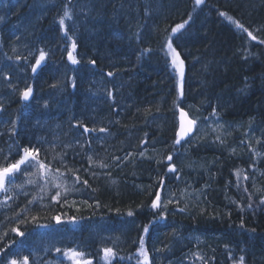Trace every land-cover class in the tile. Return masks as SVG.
Here are the masks:
<instances>
[{"label": "trees", "instance_id": "obj_1", "mask_svg": "<svg viewBox=\"0 0 264 264\" xmlns=\"http://www.w3.org/2000/svg\"><path fill=\"white\" fill-rule=\"evenodd\" d=\"M261 41L264 0H0V165L24 146L51 165L0 192V264H138L141 237L149 264H264ZM179 108L197 126L177 144ZM54 183L73 190L52 201Z\"/></svg>", "mask_w": 264, "mask_h": 264}, {"label": "snow or ice", "instance_id": "obj_2", "mask_svg": "<svg viewBox=\"0 0 264 264\" xmlns=\"http://www.w3.org/2000/svg\"><path fill=\"white\" fill-rule=\"evenodd\" d=\"M195 2L197 5H199L202 3V0H195ZM221 15H226V14L221 13ZM65 18H69V19L71 18L69 11L67 10V7L65 8L63 16L59 19V25L61 27V30H64V28H65ZM228 19L231 20L232 18L228 17ZM185 23H187V21H185ZM233 23H235L238 28H242L245 32L248 31L246 28L243 27V25L239 24V22L233 21ZM183 27H184V24H177L172 29V33H176L179 29H181ZM65 34H67V33H65ZM248 35L250 37H252L253 39H256V37L252 36L251 32H249ZM68 38L71 39V37H68ZM261 42L264 43V41H261ZM71 47H72V49H75L76 44L73 43ZM167 47H168L169 51L172 53L173 66L176 68L178 75L182 78L183 77V61L180 60L179 54L176 53L175 49L172 48L171 43H168ZM14 51H15V49H14ZM45 57H46V53L43 50H41L39 53V56L36 59L35 64L32 65V71L33 72H36L37 67L41 64L42 61H44ZM68 58H69V60H71V62L73 64L78 63V60L75 58V56H73L72 51H69ZM16 59L20 60L21 57L17 56ZM25 59H27V58H25ZM89 63L94 65L95 61L91 60V61H89ZM108 75L111 76L112 73L109 72ZM178 92H179L180 96L183 95L181 82H178ZM31 93H32V88L27 87L21 93V98L23 100L27 101L29 99ZM108 95L111 97L112 92L109 91ZM213 114H215V109H213ZM181 116L182 117L186 116V114L183 112L182 109H181ZM12 123L14 126L15 121H13ZM195 124H196L195 120H182L180 130L176 133L177 138L175 140V143L179 144L181 142V140H183L185 137L189 136V134L193 132V126ZM81 126L83 127V130L85 133L97 131V129H95V128L90 129L87 126H84V125H81ZM99 131L100 132H106L107 129L101 127V128H99ZM143 143H144V141H141V144H143ZM17 154L19 155V159H16L14 163H7L6 166L0 165V192L8 191L7 184L11 181V179L14 177V175L18 172L24 171L27 167H31V168L36 170L32 173H29V175H36L37 173H39V175L42 179L45 178L51 170V165L40 159V149L39 148L32 147V146H24L20 150V152H18ZM128 155L130 156L132 154L129 153ZM140 155L143 156L144 153L141 152ZM4 159H5V161H7L8 157L5 156ZM114 159L119 160L118 157H114ZM166 159L171 162L173 160V157H172V155H169ZM88 160H89L90 165L95 163L91 156L88 157ZM100 167L105 168V167H108V165L101 163ZM57 171H59V170H57ZM77 171H79V170H77ZM168 171L169 172H176L175 165L172 163H169ZM237 175H239V173H237ZM244 179H249V177L245 176ZM76 182L77 183L82 182L85 186L88 185V181L86 179L82 180L79 175L76 176ZM27 183L31 184V183H34V181L29 179V180H27ZM160 183L161 184L163 183V179L160 180ZM53 186L56 188L62 189V191H57L55 193V195L51 196L52 201L58 202L62 193H67V192H70L73 190L72 188L64 187L62 184H58V183H54ZM46 188H47V184H45L41 190L44 191V190H46ZM7 199L8 198H6L4 203L7 202ZM159 201H160V192L158 191L156 193V198L152 201L151 207L153 209H156L159 206L158 205ZM29 203H31V201H29ZM261 203L264 204V198L261 199ZM249 207H251V205H249ZM128 215L132 216L133 213L131 211H129ZM32 219L35 220L36 217H33ZM53 219H55L57 223L60 222L59 216L53 217ZM144 230L146 232L148 230L147 227H145ZM11 231L17 233V235H19V236L24 235V233L18 231L17 228H12ZM5 235H7V233H5ZM56 251L60 252L61 250L57 249ZM102 251L104 253L103 259L106 261V264H110V258L115 255L113 249L112 248H104V249H102ZM138 251H139L140 256L143 257V261L138 262V264H149L148 253L144 250V238L143 237L140 238V248ZM0 252H3V249H0ZM63 254H64V256L68 257L69 259H73V260H75L77 257L83 256L82 252H77L74 249L65 250ZM243 259H244L243 257L240 258V264H243ZM7 264H28V258L24 257L22 261H19L17 259H9ZM83 264H91V261H84Z\"/></svg>", "mask_w": 264, "mask_h": 264}, {"label": "water", "instance_id": "obj_3", "mask_svg": "<svg viewBox=\"0 0 264 264\" xmlns=\"http://www.w3.org/2000/svg\"><path fill=\"white\" fill-rule=\"evenodd\" d=\"M181 109L183 110V112L186 114L185 117H182L181 116ZM178 118H177V122H178V126H177V129H176V133L180 130V127H181V123H182V120H194L188 113V111H186L184 108H179L178 110ZM197 126V122L196 124L193 126V132L189 134V136L185 137L183 140H181V142H184L186 139L190 138L191 136H193L195 133V128Z\"/></svg>", "mask_w": 264, "mask_h": 264}, {"label": "rangeland", "instance_id": "obj_4", "mask_svg": "<svg viewBox=\"0 0 264 264\" xmlns=\"http://www.w3.org/2000/svg\"><path fill=\"white\" fill-rule=\"evenodd\" d=\"M171 56H172V54H171ZM84 262V261H83ZM73 264H78V263H73ZM81 264H83V263H81Z\"/></svg>", "mask_w": 264, "mask_h": 264}]
</instances>
